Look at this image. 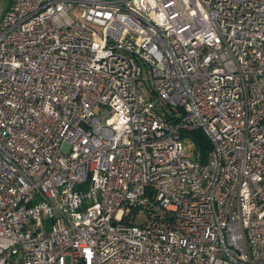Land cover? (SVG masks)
I'll list each match as a JSON object with an SVG mask.
<instances>
[{
  "label": "built area",
  "instance_id": "1",
  "mask_svg": "<svg viewBox=\"0 0 264 264\" xmlns=\"http://www.w3.org/2000/svg\"><path fill=\"white\" fill-rule=\"evenodd\" d=\"M0 264H264V0H14Z\"/></svg>",
  "mask_w": 264,
  "mask_h": 264
},
{
  "label": "rangeland",
  "instance_id": "2",
  "mask_svg": "<svg viewBox=\"0 0 264 264\" xmlns=\"http://www.w3.org/2000/svg\"><path fill=\"white\" fill-rule=\"evenodd\" d=\"M9 4V0H0V21L6 12V8ZM154 88V83L151 74L144 68L143 73L138 81V89L140 92L144 93L146 96L152 95V89ZM159 105H162L161 100H157ZM184 137V143L186 148V153L189 158L196 159V150L195 145L192 141V137L187 136ZM69 261V260H68Z\"/></svg>",
  "mask_w": 264,
  "mask_h": 264
},
{
  "label": "trees",
  "instance_id": "3",
  "mask_svg": "<svg viewBox=\"0 0 264 264\" xmlns=\"http://www.w3.org/2000/svg\"><path fill=\"white\" fill-rule=\"evenodd\" d=\"M14 0H9V4L5 11H7L13 4ZM192 137L195 145L196 155L199 156L201 162L205 163L212 149L211 141L205 131L201 129L186 131L184 135ZM136 211V210H135Z\"/></svg>",
  "mask_w": 264,
  "mask_h": 264
}]
</instances>
